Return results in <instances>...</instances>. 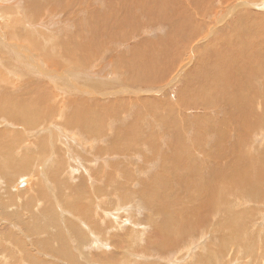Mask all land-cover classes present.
Instances as JSON below:
<instances>
[{
  "label": "bare ground",
  "instance_id": "obj_1",
  "mask_svg": "<svg viewBox=\"0 0 264 264\" xmlns=\"http://www.w3.org/2000/svg\"><path fill=\"white\" fill-rule=\"evenodd\" d=\"M263 12L0 0V264H264Z\"/></svg>",
  "mask_w": 264,
  "mask_h": 264
},
{
  "label": "rangeland",
  "instance_id": "obj_2",
  "mask_svg": "<svg viewBox=\"0 0 264 264\" xmlns=\"http://www.w3.org/2000/svg\"><path fill=\"white\" fill-rule=\"evenodd\" d=\"M255 12H256V11H255ZM258 12H260V11H257L256 13H258ZM261 13H262V12H261ZM263 13H264V12H263ZM165 26H166V28H167L168 25H165ZM168 28H169V29H168ZM168 28H167L166 30H167V31H170V27H169V26H168ZM165 33H167V32L165 31ZM128 48L133 49V48H134V45H133V47H128ZM135 48H139V47L137 46V47H135ZM139 62H140L139 65L141 64L140 67H143V63H142L140 60H139ZM125 67H126V69H127V64L125 65ZM127 70H128V72H129V69H127ZM127 76H128V75H127ZM135 82H136V81H135ZM148 93H149V92H148ZM148 93H146V94H148ZM156 93H157V92H155L154 94H156ZM162 93H163V92H162ZM157 95H158L159 97H158V96H155L156 98H161V96H160L159 93H157ZM133 111H134V112H131V113H132V119H131L130 123H133V121H134V117H135V116H133V115H134L133 113H139L137 107H135V109H134ZM144 123H145V122H144ZM125 124H126V123H125ZM154 125H155V124H154ZM127 126H129V125H127ZM141 126H142V128H146L144 124H141ZM155 127H156V125H155ZM157 131H158V129H157ZM147 135H149L150 137H153V136H154L155 138H156V136H157L156 134H154V133H152V132L149 133V131H147ZM262 138L264 139V133H263ZM145 141H146V140H145ZM146 144H147V143H146ZM139 145H141V144H140V143H136V146H135V147L138 148ZM147 145H148V144H147ZM147 149L149 150V148H147ZM147 149H146V145H145V147H144V153H143V154H145V153L148 152ZM150 152H151V150H150ZM149 154H150V153H149ZM149 154H148V155H149ZM155 163L158 164L157 160L155 161ZM154 170H155V169H154ZM154 173H156V172H154ZM29 176H30V175H28L27 177H29ZM146 178H147V177H146ZM148 178H149V177H148ZM138 188H139V186L136 185V186L133 188V191H135V193L138 192L139 189H140V188H139V189H138ZM16 189H17V191H18V190L24 189V187H22V188H16ZM137 189H138V191H136ZM263 191H264V189H263ZM135 193H132V195H133V196H136ZM119 195H121V194H119ZM119 199H120V198H119ZM119 199L116 200V202H119L118 205H121L120 202H121L123 199H125V196L122 198V200H121V199L119 200ZM137 199H138V198H137ZM132 210L137 211V210L135 209V205H134V207H132ZM146 211H147V210L141 209L140 212L138 211V214H136L137 212H134V216H133L132 214H127V215H129V217H128L127 215H125V216L122 217V219H123V220H127L128 218L130 219L131 216H133V220H134L133 224H134L135 226L139 224V221H137V220H139V219H141L140 222H143L144 224H146V223L144 222V221H146V219H148V217L145 216L146 213H147ZM116 216H117V215H116ZM136 216H137V217H136ZM139 216H140V217H139ZM141 216H142V217H141ZM153 216H154V215H151V217H153ZM124 218H125V219H124ZM143 218H144V219H143ZM136 219H137V220H136ZM257 221H258V220H257ZM258 223H259V224H258ZM146 225L148 226V227H147L148 230H147V231H144L143 234H142V237L140 238V242H141V240H143L144 243H146L145 240H147V238H149V237L151 236V234H152L151 232H154V230L152 229L153 227H152V225H151L150 223H149V224H146ZM150 225H151V226H150ZM149 226H150L151 228H150ZM261 226L264 228V221L257 222L256 228H250V229L248 228V229L250 230L249 232H250L251 235H253V234H257V233H258V234H257L258 237H257L255 240H254V239H250V238H249L250 240H247V239H245V240L250 241V242H252V243L257 241L258 243L256 242L254 245H258V246H260V245L262 244V243H261L262 241H261V242L259 241V236H260V237H261V236L264 237V235H263V234H264V229H263ZM259 227H260V228H259ZM127 229H129L128 226H126V230H127ZM130 229H131V228H130ZM130 229H129V230H130ZM126 230H125V231H126ZM131 230H132V229H131ZM203 230H204V229H203ZM203 230H200L198 236H195L196 238L193 237V239H195V240L192 239L194 242L191 240V242L187 243L188 245L190 244V245H189L190 247L188 246L189 248H188V247H185V248H186V249H184L185 251H181V249H180L179 252L176 253V255L179 254L177 257H175L176 259L180 257V258H181L180 260H185V261H187V260H190V256H191L192 259H194V257H195V259H197V255H196V253H199V251H200L201 254H203V253L206 252V243H205V242H202V241L199 242L200 240H203V239H202L203 236H204L205 238L207 237V234H205V231H203ZM253 230H254V231H253ZM135 231H136V230H135ZM201 231H203V232H201ZM136 232H137V231H136ZM256 232H257V233H256ZM259 232H260V233H259ZM130 233H132V232L130 231ZM133 233H134V232H133ZM129 235H131V237H132V234H129ZM140 235H141V234H140ZM251 235H250V236H251ZM197 237H198V238H197ZM144 238H145V239H144ZM198 242H199V243H198ZM191 243H192V244L194 243V244L192 245ZM122 244H124V242H123ZM122 244H120V245L118 246V249H119L120 246H122ZM196 244H198V245H196ZM199 244H200V245H199ZM194 245H195V246H194ZM201 245H202V246H201ZM191 246H192V247H191ZM200 246H201V247H200ZM204 246H205V248H204ZM193 247H195V249H192ZM196 247H200V248H199V251L196 250V249H198V248H196ZM182 249H183V248H182ZM187 249H189V250H187ZM190 249H192V251H191ZM193 250H194V252H196L195 255H194ZM230 251H231V253H232V249H231ZM184 252H185V253H184ZM126 253H127V252H126ZM187 253H188V254H187ZM189 253H191V254L189 255ZM231 253H230V255H231ZM134 254H135V253H134ZM184 254H185V255H184ZM243 254H245V252H243ZM192 255H194V256H192ZM185 256H186V257H185ZM228 256H229V255H228ZM240 256H241V258H243V257H245V258H244L243 260H241ZM240 256L234 258V260H232V262L234 263V261H235L234 264H246L245 261H246L247 254H245L244 256L241 254ZM242 256H243V257H242ZM182 257H184V259H183ZM187 257H188V258H187ZM255 257H256V256H254V258H255ZM122 258H124V255H120V258H119V256H117V259H118L119 263L122 261ZM126 258H127V257H126ZM129 258H130V257H129ZM237 258L239 259V261L237 260ZM132 259H133L134 261H133ZM129 260H130V261H133L132 263H134V262H136V261H139V259H136V260H135V258H130ZM236 260H237V263H236ZM118 261L116 260L117 264H119ZM149 262H150V261H149ZM186 263H188V261H187ZM233 263H232V264H233ZM249 263L251 264V262H249ZM249 263H248V264H249ZM138 264H141V263L139 262ZM191 264H192V263H191ZM230 264H231V263H230Z\"/></svg>",
  "mask_w": 264,
  "mask_h": 264
},
{
  "label": "water",
  "instance_id": "obj_3",
  "mask_svg": "<svg viewBox=\"0 0 264 264\" xmlns=\"http://www.w3.org/2000/svg\"><path fill=\"white\" fill-rule=\"evenodd\" d=\"M24 185H26L25 181H21V182L17 185V187L22 188Z\"/></svg>",
  "mask_w": 264,
  "mask_h": 264
}]
</instances>
